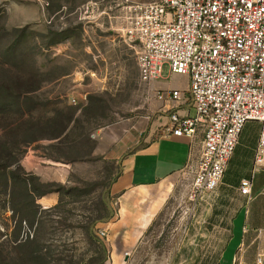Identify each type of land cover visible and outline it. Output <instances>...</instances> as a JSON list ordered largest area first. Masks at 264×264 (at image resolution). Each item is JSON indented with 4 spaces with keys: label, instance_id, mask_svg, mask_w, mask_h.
I'll use <instances>...</instances> for the list:
<instances>
[{
    "label": "rangeland",
    "instance_id": "1",
    "mask_svg": "<svg viewBox=\"0 0 264 264\" xmlns=\"http://www.w3.org/2000/svg\"><path fill=\"white\" fill-rule=\"evenodd\" d=\"M147 1L156 0H0V264H108L98 234L113 212L106 161L135 147L155 119V82L188 98L186 74L164 68L154 82L139 80L137 45L123 28L126 7ZM258 128L246 123V141ZM100 135L117 137L99 155ZM29 155L72 167H32ZM239 155L223 182L246 173ZM232 191L220 183L205 195L220 208L217 197ZM188 192L156 217L121 264H203L220 249L219 226L209 219L213 202H190ZM50 193L57 202L40 204Z\"/></svg>",
    "mask_w": 264,
    "mask_h": 264
},
{
    "label": "built area",
    "instance_id": "2",
    "mask_svg": "<svg viewBox=\"0 0 264 264\" xmlns=\"http://www.w3.org/2000/svg\"><path fill=\"white\" fill-rule=\"evenodd\" d=\"M123 35L137 45L139 80L151 83L170 73L188 76L193 115L171 112L166 131L193 137L201 148L188 200L214 191L248 121L259 124L248 176L238 190L249 195L264 165V0H156L126 7ZM157 100L181 99L178 89H157ZM85 99V97H83ZM79 100L70 98L76 105ZM102 238L106 232H98ZM261 255L255 264H261Z\"/></svg>",
    "mask_w": 264,
    "mask_h": 264
},
{
    "label": "crops",
    "instance_id": "3",
    "mask_svg": "<svg viewBox=\"0 0 264 264\" xmlns=\"http://www.w3.org/2000/svg\"><path fill=\"white\" fill-rule=\"evenodd\" d=\"M154 85L156 89H178L162 88L157 82ZM159 107L160 109L156 110ZM154 108L155 119L150 122L144 133L139 131V143L122 154L119 160L106 161L112 166L113 175L109 187L113 212L101 228L106 232L104 245L107 249L108 264H121L156 217L171 202L183 201L196 169L202 131L199 129L191 138L176 136L166 131L171 112L193 115L194 109L189 97L184 96L170 103L155 98ZM245 127L246 124L220 182L232 188V194L217 197L221 202L220 208L215 206L214 200L208 199L207 194H203L196 201L197 204L213 202L209 219L214 222L213 225L219 226L216 230L218 237H215L214 241L220 249L214 255H206L203 264H255L258 254L262 257L261 264H264V165L255 172L249 195H243L238 190L240 178L249 174L259 132V128L257 133L254 134L253 131L246 141L243 136ZM116 137L117 135L103 138L100 135L103 150L99 151V155L111 149ZM237 153H240L239 166H244L246 173L236 174L232 181L225 183L223 181L226 180ZM115 154L116 151L113 152V155ZM36 156L29 155L25 162L32 167L36 163L72 167L71 164ZM57 199L56 194L50 193L41 196L39 203L51 206ZM232 202L234 207L228 216Z\"/></svg>",
    "mask_w": 264,
    "mask_h": 264
},
{
    "label": "trees",
    "instance_id": "4",
    "mask_svg": "<svg viewBox=\"0 0 264 264\" xmlns=\"http://www.w3.org/2000/svg\"><path fill=\"white\" fill-rule=\"evenodd\" d=\"M17 167H18V169H20L19 166H17ZM26 180H27V178H25V177L22 178L23 189L25 190V192H26L27 194H31V191L28 190V189L26 188V184H25ZM10 183H11V182H10Z\"/></svg>",
    "mask_w": 264,
    "mask_h": 264
}]
</instances>
